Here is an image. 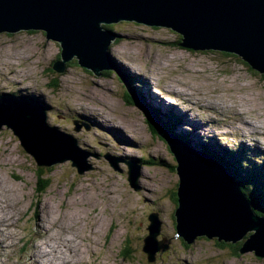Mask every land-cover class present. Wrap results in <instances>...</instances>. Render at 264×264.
<instances>
[{
  "label": "rangeland",
  "instance_id": "obj_1",
  "mask_svg": "<svg viewBox=\"0 0 264 264\" xmlns=\"http://www.w3.org/2000/svg\"><path fill=\"white\" fill-rule=\"evenodd\" d=\"M104 27L118 37L108 49L113 61L137 88L130 103L116 71L97 76L75 59L61 73L52 70L60 47L42 30L0 32V92L36 99L46 122L72 134L92 166L81 174L69 160L40 167L41 178L50 182L38 191L42 182L33 157L9 128H0V234L10 245L0 246V264H14L23 252L19 264H264L253 251L234 253L231 247L252 231L236 243L197 237L187 245L176 236V161L152 122L197 150L240 147L243 159L235 161L264 169V75L233 54L182 48L175 43L180 35L169 28L134 21ZM166 103L178 104L187 123L177 122L179 114ZM168 112L177 125L166 122ZM106 154L118 160V170ZM127 161L140 164L137 189L127 180ZM255 180L247 182L253 193ZM155 212L161 222L157 240L167 248L150 262L143 245ZM38 243L50 258L37 253Z\"/></svg>",
  "mask_w": 264,
  "mask_h": 264
},
{
  "label": "water",
  "instance_id": "obj_2",
  "mask_svg": "<svg viewBox=\"0 0 264 264\" xmlns=\"http://www.w3.org/2000/svg\"><path fill=\"white\" fill-rule=\"evenodd\" d=\"M119 21L169 28L180 35L182 48L233 54L264 75V0H0V32L42 30L47 40L58 42L60 47L52 70L61 73L75 59L97 76L102 71H116L134 101L128 78L108 51L117 34L104 26ZM152 120L176 161V236L187 244L197 237L236 243L252 231L238 252L253 251L264 257V215L252 210L233 177L214 157L200 148L196 151ZM74 125L77 132L81 124L76 121ZM2 126L12 131L38 167L66 160L80 174L92 167L86 162L89 152L72 134L49 125L45 109L32 97L0 94ZM104 156L113 169H119L114 156ZM126 163L127 180L137 189L140 164ZM148 219L143 250L151 262L167 244L157 240L161 225L158 213H151Z\"/></svg>",
  "mask_w": 264,
  "mask_h": 264
},
{
  "label": "trees",
  "instance_id": "obj_3",
  "mask_svg": "<svg viewBox=\"0 0 264 264\" xmlns=\"http://www.w3.org/2000/svg\"><path fill=\"white\" fill-rule=\"evenodd\" d=\"M177 41L179 44L180 37H178ZM224 54L228 55L227 53H224ZM66 66H68V63L66 64ZM127 84L134 93H137V90H136L137 88H134L132 86L131 79H128ZM125 89H126V87H125ZM125 98L127 99V101H129V103H130V101L133 100L127 92L125 93ZM164 116L166 118V122L169 125L173 122H176V119H175L176 117L171 112L165 113ZM149 126H150V124H149ZM240 150H241L240 147L236 150V152H233L232 150L227 151L225 149H221L220 151H216L215 149H211V148L201 149V151L205 152L208 156L214 157L218 161V163L221 166H223L226 169V171L233 177V179L239 185L241 191L249 199L252 210L257 215H264V208L259 207L260 204L264 203V169L262 168L260 170V169L255 168L254 166L252 169H248L250 164L245 163V161H241V159H243V157L241 158ZM238 155H240L241 159L240 160L238 159L239 161H235L234 158L237 157ZM143 162L145 164L147 163L146 161H143ZM234 162H236V164ZM244 167H246L245 170H244ZM41 171H42V169L40 167H38L37 168L38 180L42 182V186L40 185L39 187H37L38 191H42L41 189L47 187L49 185V182H50L48 178H44V177H43L44 179L41 178ZM253 178L256 179L255 180V189H256L257 193H253V191H251V189L249 188V185L247 183L248 181H250V179H253ZM172 197L175 200V202H177L174 192H172ZM181 240L183 241L182 238H181ZM184 243L187 244L186 242H184ZM219 243H221V242H219ZM187 245H189V244H187ZM240 246H241V244H239V245L236 244V245L231 246L234 250V253H236V251L238 252Z\"/></svg>",
  "mask_w": 264,
  "mask_h": 264
},
{
  "label": "bare ground",
  "instance_id": "obj_4",
  "mask_svg": "<svg viewBox=\"0 0 264 264\" xmlns=\"http://www.w3.org/2000/svg\"><path fill=\"white\" fill-rule=\"evenodd\" d=\"M112 24V23H111ZM13 73V72H12ZM102 73V72H101ZM17 79V78H16ZM15 82V81H14ZM147 85H148V83H147ZM9 94V93H8ZM171 95V94H170ZM175 97H177V96H175ZM179 99H180V97H179ZM149 100V99H148ZM149 101H151L152 102V104H154V105H156V103H158V101H157V98H153V99H150ZM160 102H162L164 105H165V103L163 102V100L161 99V101ZM166 106L167 107H169L170 109H172V110H175L177 113H178V111H179V109H178V104L176 105V103H171V104H169V103H166ZM175 106V107H174ZM167 107H164V108H159V109H166ZM145 108V107H144ZM146 109V108H145ZM184 110V109H183ZM146 111V110H145ZM239 111V110H238ZM184 112V111H183ZM152 113V112H151ZM153 114V116H155L154 115V113H152ZM174 114V113H173ZM179 114V113H178ZM177 114V115H178ZM184 114V113H183ZM174 116L176 117V115L174 114ZM179 117H178V120H180V121H182V122H185V123H187V120H185V118L183 119L182 117H181V115L179 114L178 115ZM177 118V117H176ZM103 121H104V119H103ZM117 122V121H116ZM178 122V121H177ZM177 122H175L174 124H176ZM105 123H107V121H105ZM103 124V123H102ZM173 124V125H174ZM177 125V124H176ZM252 125V124H251ZM257 126V125H256ZM111 126L110 125H108V124H106V125H104V128L105 129H108V128H110ZM254 127V126H253ZM253 127H252V129H253ZM261 127V126H260ZM251 128V127H250ZM259 129H261V128H259ZM176 130H177V127H176ZM177 131H179V130H177ZM249 132V131H248ZM258 133V132H257ZM133 136V135H132ZM196 137H198V136H193V139H195ZM195 150H196V148H195ZM112 192V191H111ZM4 219V218H3ZM0 221H2V220H0ZM44 229V228H43ZM3 239V242L2 243H0V246H1V248L3 249V250H6V248L7 247H9L10 245H8V240H4V237L3 236H1V234H0V242H1V240ZM70 240V239H69ZM13 243H15L14 241L12 242V243H10V241H9V244H13ZM44 244H46V243H44ZM47 245V244H46ZM38 246V250H37V253L43 258L44 256H46V259L50 256V253H49V249H48V251H47V253H46V251L44 250V248H42V246L38 243L36 246H35V248ZM40 246H41V250H39L40 249ZM45 247V246H44ZM52 247V246H51ZM46 248V247H45ZM47 248H49V247H47ZM52 249V248H51ZM64 249V248H63ZM66 250V249H65ZM83 250H85V249H83ZM67 251V250H66ZM86 251V250H85ZM90 252H92L93 250H89ZM64 253V252H63ZM82 253V252H81ZM84 253V252H83ZM86 253V252H85ZM0 254H2V252H0ZM74 254V253H73ZM76 254V253H75ZM74 254V255H75ZM93 253H91L90 255H92ZM22 255H24V252L18 257V260H15L16 262H12V263H14V264H19V262L21 261V257H22ZM32 256V255H31ZM57 256H60V255H58L57 254ZM87 256V255H86ZM53 257V256H52ZM68 257V256H67ZM74 257V256H73ZM50 258V257H49ZM72 258V257H71ZM82 258V257H81ZM60 259V258H59ZM65 259V258H64ZM70 259V258H69ZM77 259V258H76ZM31 260H33V259H31ZM71 260V259H70ZM74 260V259H73ZM45 261V260H44ZM60 261V260H59ZM58 261V262H59ZM77 261V260H76ZM57 262V261H56ZM65 262V261H64ZM11 263V262H10ZM45 263V262H44ZM52 263V262H51ZM39 264H42V262H40L39 261ZM59 264V263H58ZM63 264V263H62Z\"/></svg>",
  "mask_w": 264,
  "mask_h": 264
},
{
  "label": "flooded vegetation",
  "instance_id": "obj_5",
  "mask_svg": "<svg viewBox=\"0 0 264 264\" xmlns=\"http://www.w3.org/2000/svg\"><path fill=\"white\" fill-rule=\"evenodd\" d=\"M8 34H10V33H8ZM175 43L179 46L178 41H176ZM106 71H113V70H106ZM8 93L9 94H15L13 91H10V90L8 92H0V94H8Z\"/></svg>",
  "mask_w": 264,
  "mask_h": 264
}]
</instances>
